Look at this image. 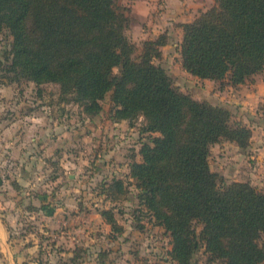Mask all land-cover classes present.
<instances>
[{
  "label": "trees",
  "instance_id": "obj_1",
  "mask_svg": "<svg viewBox=\"0 0 264 264\" xmlns=\"http://www.w3.org/2000/svg\"><path fill=\"white\" fill-rule=\"evenodd\" d=\"M115 1L0 0V30L12 38L9 71L37 86L59 85L87 115L98 114L111 93L116 122L142 117L144 130L159 134L142 144L129 176L169 234L176 264H191L201 248L208 264H264V189L226 183L208 162L210 147L221 140L248 148L251 131L233 125L228 109L173 85L155 63L166 37L145 41L134 58L128 19ZM214 3L181 24V66L199 79L242 84L264 70V0ZM113 185L123 193L121 181ZM100 216L121 233L112 213Z\"/></svg>",
  "mask_w": 264,
  "mask_h": 264
},
{
  "label": "rangeland",
  "instance_id": "obj_2",
  "mask_svg": "<svg viewBox=\"0 0 264 264\" xmlns=\"http://www.w3.org/2000/svg\"><path fill=\"white\" fill-rule=\"evenodd\" d=\"M198 1L116 0L115 7L127 16L134 58L145 41L166 37L155 63L173 85L197 101L228 109L233 125L249 128L248 148L221 140L210 147L208 162L226 183L248 182L263 190L264 70L232 85L196 78L182 68L181 24L215 5L209 0L201 11ZM11 41L9 32L0 30V135L4 131L15 144L25 138L23 154L0 155V212L9 232V263L176 264L169 234L138 199L129 176L131 162L141 161L142 144L159 134L146 132L142 117L116 122L111 93L98 114L87 115L59 85L17 78L9 71ZM116 181L123 193L112 188ZM102 210L113 214L121 233L106 224ZM3 254L0 264H7ZM191 264H208L203 248Z\"/></svg>",
  "mask_w": 264,
  "mask_h": 264
},
{
  "label": "crops",
  "instance_id": "obj_3",
  "mask_svg": "<svg viewBox=\"0 0 264 264\" xmlns=\"http://www.w3.org/2000/svg\"><path fill=\"white\" fill-rule=\"evenodd\" d=\"M142 2H148L149 0H140ZM167 3H169V1L171 0H166ZM173 1V0H172ZM177 1V0H176ZM183 3H187L186 0H183ZM208 3L209 4V0H200L198 1V7L201 9V11H205L206 9H204V5ZM198 7L196 8V10L198 9ZM169 10V9H168ZM194 19V18H193ZM193 19H191L190 21L186 22L189 23L191 22ZM255 78V77H254ZM262 78H256V84L257 83H262ZM15 125V124H14ZM5 126H8V124H6ZM1 139H0V148L2 150H0V155L3 156V153H8L10 154V158H11V154L15 153L16 151H19V153L23 154L24 148H25V138H23V141H18L15 143L10 142L11 138H9V136H5V132H2V135H0ZM2 158H0L1 160ZM0 246L2 248L3 251V257L6 258V262L7 264L9 263V259L10 257H12V251L9 248V232L8 229L6 227V224H4L2 217L0 215Z\"/></svg>",
  "mask_w": 264,
  "mask_h": 264
}]
</instances>
